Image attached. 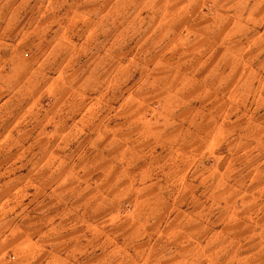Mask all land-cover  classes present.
I'll list each match as a JSON object with an SVG mask.
<instances>
[{
	"label": "crops",
	"instance_id": "1",
	"mask_svg": "<svg viewBox=\"0 0 264 264\" xmlns=\"http://www.w3.org/2000/svg\"><path fill=\"white\" fill-rule=\"evenodd\" d=\"M220 2L222 5H227L222 9H234V12L227 13L222 18L215 30L217 32L201 34L203 38L196 47L203 45L211 47L212 42L213 44L218 42L221 50V53L218 50L219 56L228 58L229 55L237 53L240 57L252 56L258 50L260 43H264V35L260 36L257 30L260 19L257 12L264 0L261 2L251 0L247 3L244 0H220ZM197 4L196 0H161L160 2L158 0H138L137 2L132 0H0V113L8 103L16 99L20 105H25L16 119V124H19L24 117L28 118L35 107L49 104L50 99L44 98V94L60 95L67 85L66 61L62 67L60 66L58 75L46 76L47 80L41 78L40 74L45 73L39 68L36 69L34 66L26 68V65H29V59L34 60L33 58L36 57L68 56L67 46L62 43L63 40L66 41L68 32H73V29L79 25L89 24L92 26L91 31L85 35V29H83L82 37L92 41V44L105 42V45H113L116 40H143V42L153 43L152 49H148L147 52L142 53L140 52L142 49L137 50L141 56L153 57L150 63L157 62V58H160L159 67L155 71L161 75L154 72V77L148 83L147 89L152 90L154 92L152 95L157 96L155 100L161 103V108L169 106L167 109L169 112L164 115L163 124L168 121L171 128L168 134L165 133V128L164 130L161 128L160 120L163 116L161 111L154 110L152 116L146 114L147 103L142 101L139 93L133 95L131 93L127 98L128 102L123 107V115L115 118L116 121L120 119V122L102 129L100 126H104L103 123L106 122V117L103 118L101 125L97 124L94 134L93 157L97 158L86 165L94 175V182L90 188V202H87L86 206H83L82 201L76 202L78 198L77 194L75 195L76 183L82 180L77 175L67 176L68 164L66 161L57 163L54 160L55 154L50 149L51 136L67 137V133L60 129L66 123L61 116H58L56 120L53 118L55 115H48L41 121L42 125H37L31 130L11 127L0 131V264H66L68 260L65 258L64 247L68 242L65 239L66 236L60 234L61 231L64 233L66 228H55V225L50 228L45 222H42L44 226H36L34 208L29 209L30 204L35 200L38 188L45 190L51 182L57 181L58 184L52 189L53 193L44 196L43 202H46L43 208L47 211L43 216L53 211V214L63 219L68 216L76 218L86 215L90 218L105 216L106 220L115 221L123 217L122 228L127 230L124 238L125 247L130 246L129 243H134V248L140 254L150 242L147 238L148 223L143 217L146 204L143 202L152 199L151 197L157 198L159 195L156 193L152 196L154 193H146L148 189L156 185V182L152 181L151 170L157 157L169 152L170 159L175 161L172 167L176 170L180 168L179 155L184 157L186 153V160L181 166L190 170L191 162L195 158L193 154L203 153L201 158H205L204 153L210 148L212 142L221 141V137H224L223 141L227 140L226 133L234 136L229 143L232 144L230 154L232 157L235 155L233 157L235 159L230 160L231 155L227 154L215 155V162L201 169L200 183L204 185L210 183L212 186L213 191L207 197L210 203L206 205V199L203 204L193 203L186 214L182 213L185 216L180 214V209L177 210L176 215L171 217L170 225L164 229L166 239L171 246L169 255L164 253L162 258L165 257V261L155 264H264V166H260L264 163V161L260 162V158L264 155V126L259 122L260 119L264 120V115L259 117L257 113L245 112L240 117L241 114H238V127L229 130L225 127L226 125L214 124V129H209L211 131H208L203 144L198 147L190 143L187 135H197L201 133L202 128L211 124H205L197 130V127L193 128V126L198 116L194 117L189 112L179 114L176 111L180 101L183 106L190 104L186 99H190L196 88L211 87L207 83L195 87L194 80L191 79L188 82L186 79L187 89H183L182 82L187 68H183V65L175 61V58L179 56V50L175 48L180 46V41L190 37L188 34H180V26L192 25L194 18L189 17L188 14ZM134 7L139 9V13L132 18L128 17V12ZM147 9H155L157 14L149 22H146L142 15ZM261 18H264V15ZM51 41L55 43L49 44L48 42ZM4 44L12 47L6 49ZM83 48L84 45H81V48L75 49L70 56L86 55V50H82ZM98 50L97 55L103 48ZM106 51L104 55L109 54L108 48ZM185 53L193 52L189 50ZM112 54L114 56V53ZM9 61L12 65L7 67L6 64ZM15 64H23V66L18 68ZM6 68L12 72L14 78H17L13 84L16 86L13 95L18 93V96L4 99L2 95L4 86L7 84L4 75ZM225 68L223 63L219 65L218 71L223 72ZM25 69L27 72L24 71ZM245 69L246 66L241 60L235 71L238 70V89H243V92L246 91L247 94L245 98L240 97L241 105L246 107L250 101L251 108L253 104L257 105L259 102V98L255 100L253 96L258 95L260 79L258 71L252 67L249 79L244 81ZM141 71L143 72L142 69ZM24 72L27 75L25 79L20 80ZM147 74H139L138 80H146ZM149 76L152 77V75ZM262 87L264 89V86ZM167 89L169 93L164 95L163 90ZM181 90H188V92ZM36 91L38 93L35 97ZM76 92L77 89L73 91L74 103H77ZM161 92L163 93L160 94ZM131 96L133 99L130 98ZM63 100L64 98L60 95L55 105L62 106L67 98ZM179 121L182 122L181 127ZM52 125L55 127L53 131H49L48 128ZM75 126H77L76 123ZM102 130L106 134H102ZM179 131L185 133L181 139ZM32 134L48 137L47 144L45 145V140H42L41 143L44 144L26 145L27 139ZM164 136L170 138L164 140ZM149 137H152L151 140H148ZM55 147L60 149V146ZM35 148L42 153L44 157L42 162H24L23 160L27 157L25 152H32ZM149 153L152 154L148 155ZM232 161L238 163V169L248 163L251 166L250 170H253L250 177L252 187L247 193L238 194V181L231 182L228 164ZM68 168L75 170L82 169L84 166L74 163ZM170 173L175 177L174 180L171 179V182L174 181L178 185L180 181L178 173L176 171ZM69 183H75V185L73 189L66 192L64 185ZM245 183L246 181L242 185ZM100 189L105 190L107 195L102 196ZM188 189L194 190L196 187L189 185ZM188 195L186 194L185 200H188ZM192 196L197 201H200L199 196L204 197L203 194ZM25 200L28 203L23 206ZM71 200L75 203L69 206ZM114 200L120 203L115 204ZM20 205L26 212H24L26 215L22 217L20 216L22 212L19 211ZM89 206L90 209L87 210L86 207ZM122 211L125 216H121ZM48 216L51 217V215ZM58 224L61 226V222ZM90 227L96 233L98 232L97 224H91ZM151 229L153 230L154 227ZM51 230L54 232L58 230L56 232L58 236L51 238ZM36 233L40 234L36 236ZM133 233H138L140 236L133 238L131 236ZM149 238L152 239V237ZM51 239L56 240L52 242ZM68 241L77 244L76 240L72 241V238ZM109 255L102 259L96 257L97 260L94 259L93 264H97L99 260H106L103 262L106 264L112 263L114 257ZM135 263L139 264V262Z\"/></svg>",
	"mask_w": 264,
	"mask_h": 264
},
{
	"label": "rangeland",
	"instance_id": "2",
	"mask_svg": "<svg viewBox=\"0 0 264 264\" xmlns=\"http://www.w3.org/2000/svg\"><path fill=\"white\" fill-rule=\"evenodd\" d=\"M132 1L137 2L138 0ZM160 1L161 0H158V2ZM219 1L220 0H196V4L197 2L198 4L193 11L190 10L191 13L188 14L189 17L194 18L192 25L180 26V34H188L190 37L184 41H180V46L175 48L176 50H179V56L175 58V61H178L180 65H183V68H187L184 74L185 79H182L183 89H187L186 79H188V82H190L191 79L194 80L195 87L203 83L211 85V87L208 88H196L190 99H186L190 104L188 106H183V103L180 101L179 108L176 110L179 114L189 112L191 115H194V117L198 116L193 126V128L197 127V130L198 128H202L205 124H211L208 127L205 126V128H202L201 133L197 135H187L190 143L196 144L198 147L203 144L205 140L204 138H206L205 135L208 131L214 129V124L226 125L225 127L229 130L238 127V114H241L240 117H242L244 115L242 113L245 112H248L249 114L257 113L259 117L264 115V89H262V86H264V66H262L264 64V43H260L258 50L255 54L253 53L252 56L248 55L240 57L237 53L231 56L229 55L228 58L219 56L221 50L218 42L216 44H213L212 42L211 47L209 45L196 47L199 44V41L203 38L200 36L201 34L217 32L215 30L222 18L227 13L234 12V9H222V7H226L227 5H222ZM250 1L251 0H244L245 3ZM259 2H261V0H259ZM138 13L139 9L134 7L128 12L127 16L132 18ZM257 13L260 17L257 30L261 36L264 35V18H261L264 15V2ZM142 15L146 19V22H149V20L157 14L155 9H147ZM91 28L92 26L89 24L87 26L79 25L77 28L73 29V32H68L66 41L63 40L62 42L67 46L68 56L60 58L53 56L44 58L36 57L33 58L34 60L29 59L28 62L30 63L29 65H26V68L30 66H34L36 69L39 68V70L45 73L40 74L41 78H46V76L55 77L58 75L60 66L62 67L66 61L68 69V73L66 74L67 85L60 94L64 100L67 98L65 104L62 106L55 105L60 97L59 94L56 96H54V94L49 96L44 94V98L50 99L49 104L44 106L38 105L32 110V113L28 118L24 117L19 124H16V119L20 116L19 112L25 107V105H20L16 99L12 102L13 104L8 103V105L3 108L2 113H0V131L11 127H21L25 130H31L37 125H42L41 121L48 115H55L53 118L56 120L58 119V116H61L63 122L66 121L60 129L67 133V137L63 138L62 136L60 138L57 136H51L50 149L54 152V160H56L57 163L59 161H66V164H68L66 167L67 176L77 175V177L82 180L76 183L77 190H75V195L77 194L78 197L76 202L82 201L84 203L83 206H86L87 202H90V188L93 184L92 182H94L92 170L86 165L97 158L96 156L93 157L95 154V129L98 125H101V121L105 117L106 122L103 123L104 126H100L102 129H107V126L110 125V127H112L115 123L120 122V119L116 121L115 118L123 115V107L125 106V103L128 102L127 98L131 93L132 95L139 93L142 96V101L147 103L145 108L147 109L146 114L148 116H152L154 110L161 111L163 113L160 120L161 128L163 130L165 128V133L167 134L171 130L168 121H165L163 124V120L165 119L164 115L169 112L167 111L169 106H162L161 108V103L155 100L157 96L152 95L154 92L147 89L148 83H150V80L154 77V72L156 73V68L159 67L160 58H157V62L150 63L153 57H150L149 55L141 56L140 52L143 53L147 52L148 49L151 50L153 43L148 41L143 42V40H116L113 45H105V42H95V44H92V41L86 40L82 37L83 29H85L84 34L86 35L91 31ZM48 43L53 44L55 42L51 41ZM81 45H84L82 50H86V55L70 56V53L74 52L75 49L81 48ZM11 47L12 46L7 47L4 44V48L6 49H10ZM100 48H103V50L97 55V51L99 52L98 49ZM107 48L109 49V54L104 55L107 52ZM137 49L142 50L139 52ZM189 50L193 53H185ZM112 53H114V56ZM241 60L246 66V72H244L243 77L244 81L245 79H249L252 67L254 70H257L259 74V92L257 96H253V98L255 97V100L259 98V102L257 105L253 104L251 108L250 101L247 103L246 107L242 106L240 101V97L245 98V96H247L245 93L246 91L243 92V89H238V70L235 71V68H238V62ZM33 62H35V64H32ZM229 62L231 63L229 64ZM223 63H225V70H223V72L218 71L219 65L221 66ZM11 65V61L6 64L7 67H10ZM15 66L20 68L23 64H15ZM24 71L27 72V69ZM26 72L22 73L20 76L21 78L19 77L20 80L23 78L25 79L27 75ZM4 73L7 84L4 86L2 98L7 99L11 96V98L18 96V93H14L13 95V92L16 90V86L13 84L17 81V78H14L13 74H11L12 72L7 70V68ZM145 73H148L145 76L146 80H138L139 74L145 75ZM156 74L161 75L158 73ZM149 75H152V77ZM47 79L48 78H46V80ZM80 85L81 87H78ZM76 89L75 100L77 103H74L73 91ZM181 91L188 92V90ZM38 92L36 91L34 94L35 97ZM163 92L164 95H166L167 92L169 93V89L163 90ZM160 97L162 96L160 95ZM130 98L133 99L132 96ZM74 122L77 126H75ZM259 122L264 126V120L260 119ZM181 123L182 122L179 121L180 127ZM54 127L55 126L53 125L50 126L48 128L49 131H53ZM73 127L75 128L72 129ZM180 131L181 139L184 137L185 133H181ZM102 134H106V132L102 130ZM225 137L227 139H225L226 141H223L224 137H221V141L217 143L212 142L210 148L204 153L205 158H201L203 153H194L193 156L195 158L191 162L192 165L190 170L184 169L181 166V164L184 165L183 161L186 160V153H184V157L179 155L178 164H180V168L176 170L172 167L174 166L175 161L170 159L169 152L163 153L161 157H157L158 159L151 170L152 181L156 182V185L148 189L146 193H154L152 196H155L156 193L159 195L157 198L151 197L152 199L143 202V204H146L143 217L148 223L147 238L150 242H148V246L145 247L144 251L142 250L140 254H138L136 248H134V243H129L130 246L125 247L126 243L124 238L127 235V230L125 231L122 228L123 217H120L118 220L115 219V221L106 220L105 216L90 218V216L86 215L76 218L68 216L63 219L60 218L61 216L53 214V211L48 214L51 215V217L48 215L43 216L44 212L46 213L47 211L43 208V204L46 202H43L44 196L53 193L52 189L56 187L58 181L51 182L45 190H40L38 188V192L35 194V200L29 207V209L34 208L35 224L36 226H44L42 222H45L49 224L50 228H53L54 225L56 226L55 228H66L64 233H62V231L60 232L61 235L64 234V236H66L65 239L68 242L66 247H64L65 258L68 260L66 264H93V260H97L96 257H101L100 259H102L108 254H110L109 256L114 257L113 262L110 264H137L135 262H139V264H155L159 261H165V257L162 258V255L164 253L169 255L171 246L168 239H166L167 236L164 229L170 225V222L172 221L171 217L176 215L178 209H180V214H186L188 209H191L190 207L193 203L203 204L204 199H206V205H209L210 203V201H207V197L209 196V193H212L213 191L212 186L210 183L207 185L200 183V175L202 173L200 171H202V168L208 167L215 162V155H231L230 147L232 144L229 143V140L234 136H229V133H226ZM151 138L152 137H149L148 140H151ZM169 138L170 137L166 136L163 137L164 140ZM47 139L48 137L46 138V136L42 137L41 135L32 134L31 137L27 139L26 145L31 144L32 146H37L44 144L41 143L42 140H45L46 145ZM55 146H60V149ZM97 148H99V146H97ZM151 154L152 153H149L148 155ZM25 156L27 157L23 160L24 162L38 163L42 162L44 159L42 153L38 152L37 148L32 152H25ZM233 157L231 155L230 160H234L235 158L233 159ZM153 160H156V158H153ZM261 161H264V155L260 158V162ZM74 163H79L84 166V168L75 170L68 168V166L70 167ZM260 166H264V163ZM235 167H238V163H234V161L228 164V175H230L231 182L235 183V180L238 181V194L247 193L252 187L250 177L253 170H250L251 166L248 165V163L243 164L239 169H236ZM171 171H173V173L175 171L178 173L180 180L178 185H176L174 181L171 182V179H175L174 175L171 176ZM245 181L246 183L242 185ZM74 185L75 183L64 185V190L67 192L68 190L73 189ZM189 185L195 186L196 189L189 190ZM40 187L42 188L41 185ZM100 192L102 196L107 195L106 191L103 189H100ZM186 194H189L188 200H185ZM193 194L196 196L198 194H203L204 197L199 196L200 201H197L196 198L193 199ZM113 202L117 204L119 201L114 200ZM26 203H28L27 200H25L22 205L25 206ZM74 203L75 201L71 200L69 206ZM109 203H112V201H109ZM117 206L118 205H116V207ZM22 207L21 205L19 207V211L22 212L20 215L21 217L26 213L24 209H21ZM86 208L89 210L90 206ZM121 216H125L123 211L121 212ZM182 216L185 215L182 214ZM159 217H161V219H159ZM59 222H61V226H59ZM91 224L98 225L97 233L91 227L89 228ZM151 227H154V229L152 230ZM56 232L53 230L50 231L51 238L58 236V233ZM93 232H95L94 236ZM39 234L36 233V236ZM131 236L133 238H138L140 235L138 233H133ZM149 237H152V239ZM71 238L72 241L76 240L77 244L68 241ZM51 240L54 242L56 239ZM103 254H105V256H103ZM103 262H106V260H99L97 264H106Z\"/></svg>",
	"mask_w": 264,
	"mask_h": 264
}]
</instances>
